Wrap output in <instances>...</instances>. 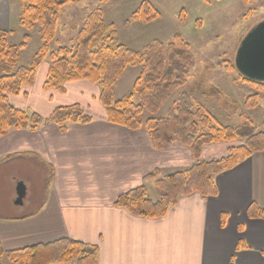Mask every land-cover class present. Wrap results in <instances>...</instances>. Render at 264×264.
<instances>
[{
    "label": "crops",
    "instance_id": "1",
    "mask_svg": "<svg viewBox=\"0 0 264 264\" xmlns=\"http://www.w3.org/2000/svg\"><path fill=\"white\" fill-rule=\"evenodd\" d=\"M11 1L0 0V30L10 29ZM48 69L45 61L34 84L10 97L13 105L49 117L57 107L78 103L93 119L66 130L54 123L12 130L0 138L5 251L70 237L97 245L98 264H264V219L248 215L251 203L264 207V152L216 175V196L195 192L181 196L164 217L135 216L115 207L116 199L155 170L163 176L191 167V149L176 140L158 150L147 130L111 123L100 87L87 80L68 83L64 93L45 91ZM231 146L206 145L201 159L225 157ZM21 183L25 195L18 202ZM145 184L149 195L157 188L154 181ZM155 191L151 198L158 200Z\"/></svg>",
    "mask_w": 264,
    "mask_h": 264
},
{
    "label": "trees",
    "instance_id": "2",
    "mask_svg": "<svg viewBox=\"0 0 264 264\" xmlns=\"http://www.w3.org/2000/svg\"><path fill=\"white\" fill-rule=\"evenodd\" d=\"M80 1L20 0L19 24L28 30L40 27L42 39L29 64H22L21 56L28 49L32 35L25 34L20 43H12L10 37L15 35V31L0 30V138L12 130H36L49 123L66 130L69 124L92 121L93 117L78 103L57 107L49 117L13 105L10 97L20 95L25 86H32L38 68L48 61L49 69L43 84L45 91L64 93L68 83L87 80L100 87L99 101L106 108L111 123L131 130H147L158 150L168 148L176 140L191 149L195 159L191 167L163 176L155 170L144 178V184L116 199L115 207L125 208L135 216L148 219L164 217L181 196L195 192L216 196V175L236 167L255 153L264 152V120L260 130H255L248 115H242L245 123L241 126L225 125L204 104L195 101V90L182 92L168 115L158 116L169 94L188 82L195 65L190 44L180 34H176L169 43L156 39L142 51L133 49L117 42L115 29L112 34L108 32L103 8L99 6L85 18L74 49L67 46L52 49L51 43L58 34L61 8ZM241 1L247 5L258 0ZM186 13V9L180 12L182 23L186 22ZM159 18L160 11L149 0H144L132 15V20L142 23ZM221 65L229 72L237 71L241 80L257 91L246 101L247 108L256 107L258 92L264 91V81L244 76L233 61L227 60ZM136 66H142V69L134 82V93L116 99L119 80L129 67ZM209 93L220 101L225 99L222 90L216 87H210ZM146 113L150 115L145 118ZM237 140L243 142L234 145ZM222 142L232 143L225 157L201 159L206 145ZM148 181H154L161 191L158 200L150 197L145 184ZM248 215L264 219V207L253 202ZM225 220L226 215H223V222ZM241 247L242 243L238 245ZM4 258L10 264H98L99 247L70 237L10 251H5L0 243V264Z\"/></svg>",
    "mask_w": 264,
    "mask_h": 264
},
{
    "label": "rangeland",
    "instance_id": "3",
    "mask_svg": "<svg viewBox=\"0 0 264 264\" xmlns=\"http://www.w3.org/2000/svg\"><path fill=\"white\" fill-rule=\"evenodd\" d=\"M143 1L81 0L65 5L60 10L58 34L51 43L52 49L57 50L60 46L74 49L85 18L99 6L103 8L108 32L112 34L115 29L117 42L133 49L142 51L156 39L169 43L176 34H180L190 44L195 65L188 82L169 94L158 116H167L182 92L195 90V101L204 104L221 123L241 126L245 123L242 115H248L255 130H260L264 120V91L258 92L257 106L247 108V98L257 91L241 80L237 71L229 72L221 64L227 60L235 62L243 38L254 26L264 21V1L258 0L245 5L241 0H149L160 11L161 18L142 23L132 20V15ZM182 9L187 11L184 23L179 19ZM21 11L20 0H12L10 29L15 31V35L10 40L12 43H20L25 34L32 35L28 49L21 56V63L29 64L42 39L40 27L28 30L19 24ZM141 69L142 66L127 69L116 86V99L134 93V82ZM210 87L222 90L225 99L220 101L216 95H210ZM135 98L137 100L136 95ZM29 112L36 111L29 108ZM149 115L150 113H146L144 117ZM242 142L237 140L234 145ZM155 190L161 194L158 188ZM155 190L150 193V197L154 199L157 198ZM2 264L10 262L4 258Z\"/></svg>",
    "mask_w": 264,
    "mask_h": 264
},
{
    "label": "water",
    "instance_id": "4",
    "mask_svg": "<svg viewBox=\"0 0 264 264\" xmlns=\"http://www.w3.org/2000/svg\"><path fill=\"white\" fill-rule=\"evenodd\" d=\"M235 64L244 76L264 81V21L254 26L243 38L236 53ZM18 202L25 195V186L21 183L17 188Z\"/></svg>",
    "mask_w": 264,
    "mask_h": 264
}]
</instances>
